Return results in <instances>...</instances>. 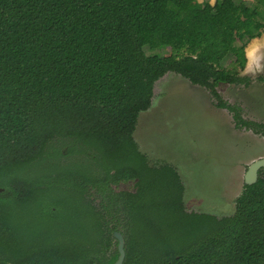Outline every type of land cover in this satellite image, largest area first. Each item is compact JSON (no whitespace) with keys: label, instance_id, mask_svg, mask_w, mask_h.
<instances>
[{"label":"trees","instance_id":"trees-1","mask_svg":"<svg viewBox=\"0 0 264 264\" xmlns=\"http://www.w3.org/2000/svg\"><path fill=\"white\" fill-rule=\"evenodd\" d=\"M263 33L264 0H0V264H114L116 231L123 264H264V168L233 214L190 211L178 171L134 137L168 72L264 135L218 91L251 85L246 49ZM56 138L91 162H45Z\"/></svg>","mask_w":264,"mask_h":264},{"label":"rangeland","instance_id":"rangeland-1","mask_svg":"<svg viewBox=\"0 0 264 264\" xmlns=\"http://www.w3.org/2000/svg\"><path fill=\"white\" fill-rule=\"evenodd\" d=\"M149 50L170 53L171 45L156 43ZM246 50L248 64L243 73L252 78L251 85L222 83L218 91L227 102L239 104L245 118L264 122V33ZM214 102L209 89L168 72L156 83L152 106L140 113L134 137L152 165L168 163L178 171L187 210L223 216L234 213L249 165L264 158V135L237 128L232 113ZM72 144L56 138L49 151L59 148L62 153L45 162L90 163V157L69 150ZM115 188L134 190L135 185L131 181ZM22 214V226L40 224L34 212Z\"/></svg>","mask_w":264,"mask_h":264},{"label":"water","instance_id":"water-1","mask_svg":"<svg viewBox=\"0 0 264 264\" xmlns=\"http://www.w3.org/2000/svg\"><path fill=\"white\" fill-rule=\"evenodd\" d=\"M264 168V158H260L252 162L247 170L245 176V183L248 185H252L258 181V174L259 170ZM115 238L118 240V250H119V257L114 264H123L125 257H126V250H125V238L121 231L115 232ZM13 264V263H9Z\"/></svg>","mask_w":264,"mask_h":264},{"label":"crops","instance_id":"crops-1","mask_svg":"<svg viewBox=\"0 0 264 264\" xmlns=\"http://www.w3.org/2000/svg\"><path fill=\"white\" fill-rule=\"evenodd\" d=\"M203 1H205V0H197V2L199 3V2H203ZM211 1V3H214L215 2V0H210Z\"/></svg>","mask_w":264,"mask_h":264},{"label":"flooded vegetation","instance_id":"flooded-vegetation-1","mask_svg":"<svg viewBox=\"0 0 264 264\" xmlns=\"http://www.w3.org/2000/svg\"><path fill=\"white\" fill-rule=\"evenodd\" d=\"M254 162V161H253ZM250 166V165H249ZM249 168V167H248ZM262 169V168H261ZM261 169L259 170V174H260V171H261ZM248 170V169H247ZM246 173H247V171H246ZM259 174H258V179H259ZM245 176H246V174H245ZM246 184V183H245ZM117 232V231H116ZM118 241V240H117Z\"/></svg>","mask_w":264,"mask_h":264}]
</instances>
